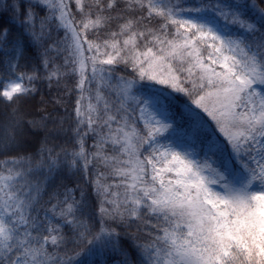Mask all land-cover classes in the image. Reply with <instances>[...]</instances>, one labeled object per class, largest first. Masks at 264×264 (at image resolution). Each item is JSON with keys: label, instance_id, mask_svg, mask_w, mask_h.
Wrapping results in <instances>:
<instances>
[{"label": "snow or ice", "instance_id": "snow-or-ice-1", "mask_svg": "<svg viewBox=\"0 0 264 264\" xmlns=\"http://www.w3.org/2000/svg\"><path fill=\"white\" fill-rule=\"evenodd\" d=\"M0 264H264V0H0Z\"/></svg>", "mask_w": 264, "mask_h": 264}]
</instances>
